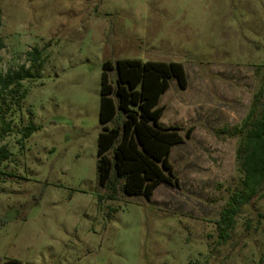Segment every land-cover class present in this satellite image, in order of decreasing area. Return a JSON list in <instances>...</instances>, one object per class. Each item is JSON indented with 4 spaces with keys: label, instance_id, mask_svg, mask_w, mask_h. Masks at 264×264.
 Masks as SVG:
<instances>
[{
    "label": "rangeland",
    "instance_id": "rangeland-1",
    "mask_svg": "<svg viewBox=\"0 0 264 264\" xmlns=\"http://www.w3.org/2000/svg\"><path fill=\"white\" fill-rule=\"evenodd\" d=\"M36 49L38 76L23 82L0 142L12 152L0 172L1 259L264 264V191L226 240L218 225L242 186L232 133L264 87V0H0V72L31 66ZM124 58L178 61L188 77L187 88L170 79L160 123L197 134L170 153L180 186L162 182L151 199L122 183L110 198L99 183L103 63ZM30 122L40 129L22 144Z\"/></svg>",
    "mask_w": 264,
    "mask_h": 264
},
{
    "label": "trees",
    "instance_id": "trees-1",
    "mask_svg": "<svg viewBox=\"0 0 264 264\" xmlns=\"http://www.w3.org/2000/svg\"><path fill=\"white\" fill-rule=\"evenodd\" d=\"M30 55L31 66H22L5 74L0 72V142L12 130L7 114L12 111L13 105L20 106L19 101L26 97L23 82L38 76L39 72L33 69L41 59V51L36 49ZM111 71H115L114 79ZM172 77L177 79L180 87L187 88V72L183 63L178 61L124 58L115 63L111 60L103 63L97 169L99 183L110 198L118 193L120 183L126 194H140L147 199L152 198L162 182L180 186L170 153L175 144L190 139L194 126L187 128L182 135V128L178 125L164 126L160 123L164 107L159 102L169 89ZM39 129L40 126L30 122L23 129L20 143L23 144ZM232 135H240L236 160L243 178L241 188L231 194L228 206L223 209L218 221L224 240L242 205L252 203L264 191V87L256 94L254 106L243 124ZM11 156L10 149L1 145L0 172L3 162ZM0 264L37 263L0 258Z\"/></svg>",
    "mask_w": 264,
    "mask_h": 264
},
{
    "label": "crops",
    "instance_id": "crops-1",
    "mask_svg": "<svg viewBox=\"0 0 264 264\" xmlns=\"http://www.w3.org/2000/svg\"><path fill=\"white\" fill-rule=\"evenodd\" d=\"M196 134H197V128L194 127V131H193V133H192L190 139H194V138L196 137Z\"/></svg>",
    "mask_w": 264,
    "mask_h": 264
}]
</instances>
